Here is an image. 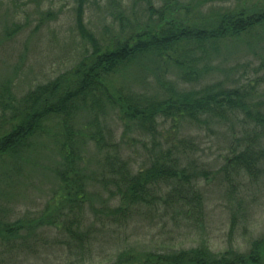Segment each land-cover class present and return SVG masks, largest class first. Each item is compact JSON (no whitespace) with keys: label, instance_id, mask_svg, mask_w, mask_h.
Wrapping results in <instances>:
<instances>
[{"label":"rangeland","instance_id":"1","mask_svg":"<svg viewBox=\"0 0 264 264\" xmlns=\"http://www.w3.org/2000/svg\"><path fill=\"white\" fill-rule=\"evenodd\" d=\"M140 1L88 0L84 11L88 32L106 45L145 27L150 17L157 21L164 2L153 0L151 10L158 14H151L146 2ZM171 3L173 15L163 11L165 20L174 18L197 28L212 27L215 15L227 10L248 15L264 11V0ZM77 7L78 0H0V98L3 88H8L6 102L16 105L37 86L71 72L91 53V46L78 31ZM163 54L145 56L121 68L110 78V90L128 101L172 98L170 105H178L177 93L219 83L245 91L251 107L264 111V24L217 44L181 43ZM189 69L198 72L196 79L185 78ZM91 119L89 113H80L73 126L87 178L81 208L65 205L57 214L52 209L60 189L56 177L61 160L58 119L48 122L46 131L20 159L0 158V222L41 225L21 232L13 247L0 240V264H118L123 254L137 264L150 253L179 252L203 244L215 254L229 250L249 254L256 242L264 240V163L248 172L234 160L248 146H259L257 131L243 113L197 120L162 115L155 131L146 132L123 119L117 107L113 110L108 105L100 115L103 138L111 154L115 145L134 173L148 168L167 151L181 157L186 166L207 173V178L198 180V202L170 197L171 185L164 183L152 193L151 205L136 208L124 218L109 215L121 204L112 196L111 176L103 169L107 152L90 139L96 130ZM188 197L191 195L184 198ZM47 210L57 218L56 224L42 225ZM82 213L80 230L88 236L81 246L70 238L65 226Z\"/></svg>","mask_w":264,"mask_h":264},{"label":"trees","instance_id":"2","mask_svg":"<svg viewBox=\"0 0 264 264\" xmlns=\"http://www.w3.org/2000/svg\"><path fill=\"white\" fill-rule=\"evenodd\" d=\"M164 2L160 14L151 10L153 0H143L151 14H158L154 22L149 18L145 27L133 31L127 38H119L114 42L102 45L90 34L84 23L85 5L88 0H78L77 26L82 39L91 46V53L68 74L61 75L47 84L37 86L23 98L14 103H7L10 92L3 88L0 98V158L9 157L15 161L22 157L31 142L41 136L47 129L48 122L59 121L61 138L58 140L60 164L56 171L60 189L58 190L52 209L68 205L69 209L81 208L86 201V176L83 172V159L80 154L78 140L73 133L74 121L80 113H89L95 133L90 136L100 151L107 152L103 157V169L111 176V183L115 193L112 196L120 200V206L109 215L115 218H124L136 208L151 205L152 193L155 188L168 183L171 185L170 197H177L179 201L188 199L200 200L197 191L198 180L205 171H196L191 164L186 166L181 157H176L171 151L155 157L148 168L134 173L130 164L125 161L113 145V154L100 130V115L106 111L108 105L118 110L119 115L140 130L155 131V124L162 115H175L177 118L198 119L201 116L212 118H226L227 115L243 113L256 129L257 148L248 146L244 153L234 158L235 164L248 172L256 171V167L264 163V111L254 110L249 102L247 93L241 89H229L221 84L206 86L199 91L182 92L176 94V103L170 105L171 100L144 102L141 99L131 98L129 101L121 97L116 91L110 90L109 80L121 68L136 62L145 56L155 55L162 57L164 52L181 43L217 44L229 37H240L258 25L264 24V11L248 15L247 12H231L215 15L216 21L209 28L185 26L174 18L165 20L163 11L170 15L173 0ZM143 3L142 1H140ZM120 5V4H119ZM229 11V12H228ZM123 13L120 16L123 17ZM177 21V22H176ZM182 66L181 63H176ZM264 68V62L262 64ZM185 78L196 79L198 72L189 69ZM191 77V78H190ZM192 79V80H193ZM7 96V97H6ZM171 101V102H170ZM170 107V110H167ZM175 110V113L172 111ZM9 113V114H8ZM58 125V126H59ZM259 134V135H258ZM185 159V158H184ZM192 171V172H191ZM105 174V175H106ZM104 175V177H105ZM117 196H116V195ZM191 195V197L184 198ZM194 202V201H192ZM49 209V208H48ZM53 210V212H54ZM80 211V210H79ZM82 215L75 216L65 231L73 241L83 245L88 236L86 231L81 232ZM42 225L56 224V217L47 210L42 217ZM23 222H0V240L8 246H15L13 242L20 239L19 234L36 230L41 225L27 227ZM32 233V232H31ZM18 239V240H19ZM264 240L256 242L249 254L229 250L222 254H215L207 245L203 244L190 250H182L166 254L150 253L142 257L137 264H263L262 253ZM118 264L132 263L130 256L123 254ZM131 262V263H130Z\"/></svg>","mask_w":264,"mask_h":264}]
</instances>
